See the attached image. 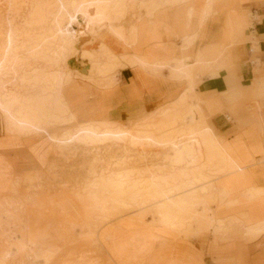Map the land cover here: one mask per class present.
Instances as JSON below:
<instances>
[{"label":"bare ground","instance_id":"obj_1","mask_svg":"<svg viewBox=\"0 0 264 264\" xmlns=\"http://www.w3.org/2000/svg\"><path fill=\"white\" fill-rule=\"evenodd\" d=\"M25 1L12 0L11 9L22 3L19 9L26 7ZM32 2L29 1L31 6ZM213 3L214 0H51V3L43 0L39 9H34L28 18L23 19L24 25L17 20L7 22L0 19V132L21 141L29 135H43L54 143L58 141L83 147L80 155L84 160L68 165L73 171L81 164L90 166L83 153L89 147L112 151L111 148L121 146L126 141L142 151L144 147H159L162 137L147 133H141V136L139 130L130 128L128 118L120 112L122 104L127 103L119 97L122 86L117 73L128 65L139 71L148 68L155 76L165 75L173 80L191 76L193 71L188 66L187 56H150L136 52L135 48L149 30L156 28V25L159 28L158 23L164 21L168 10L175 9L186 26L191 21L202 24L212 12ZM78 16L83 23L77 21ZM249 24L248 33L255 42L256 32H250ZM101 27L109 36L108 41L99 39L98 34L93 43L85 39L90 32L94 33ZM29 32L30 38H27ZM197 35L187 34L179 41H157L154 49L165 50L168 45L183 48L193 42ZM110 41L121 44L125 54L115 56L109 50ZM85 42L89 44L81 48ZM73 58H81L85 67L72 66L70 60ZM24 59H28L26 63L22 61ZM16 72L20 74L14 75ZM190 85L194 84L191 82ZM182 95L180 93V100ZM110 97H114V102H109ZM165 102L155 106L163 107ZM200 108L197 104L188 106L175 119V124L180 125V132L194 130L186 124L187 121L190 125L197 123L195 115ZM67 126L71 127L62 130ZM60 129L62 132L58 134ZM198 134L202 135L200 132ZM47 146L50 145L45 143L39 149L44 152ZM118 153L122 154L120 150ZM147 154L143 152L141 155L145 161L152 156ZM216 155L225 156L221 150ZM213 158L214 154H205L201 159V170L189 169L185 165L175 172L146 164L136 170L116 169L109 174L111 176L102 179H92L90 174L79 175L77 171L71 174L75 176L72 177L77 187L70 194L84 200L85 204L92 203L93 209L100 208L104 214L109 209L134 212L142 207L143 216L149 215L155 224L176 231L179 237L199 236L204 232H264V221L245 226L238 217H214L212 203L230 195L229 191L222 190L212 181L217 174L233 168L236 170L240 165L235 163V159L226 158L221 168L203 170ZM174 163L182 164L176 159ZM196 187L198 189H194ZM54 193L46 191L39 195L38 192H30L15 194L18 196L14 197L22 206L60 198ZM59 193L67 195L64 191ZM12 202H0V264H47L51 257L49 250L39 244L38 237H30L28 222L13 212ZM23 211L26 214L24 207L21 208ZM134 219L128 217L129 222ZM95 229V226L90 227V234L93 235ZM237 264H243L241 257L237 258Z\"/></svg>","mask_w":264,"mask_h":264},{"label":"crops","instance_id":"obj_2","mask_svg":"<svg viewBox=\"0 0 264 264\" xmlns=\"http://www.w3.org/2000/svg\"><path fill=\"white\" fill-rule=\"evenodd\" d=\"M248 3H255L257 6L251 8H255L262 17L256 30L255 43L256 48L259 49L257 52H253L254 48H248V51H245L242 44H235V39L227 42L225 38V31L227 30H235L240 35L242 34L238 17L246 15L242 6ZM165 17L163 22L158 23L159 28L156 25L154 30H149L141 38L135 51L157 57L169 55L175 58H185L187 56L188 66L191 67L192 71L198 62H205L207 68H210L207 71L208 75H200L194 69L191 76L173 80L165 75V77L155 76L148 68L139 71L126 65L130 68L122 67L123 69L117 73L122 86L119 97L127 103L125 106L132 101L136 102L133 107L135 113L139 112L140 109L139 118L146 116L147 110L160 102L166 101V105L163 104V107L171 106L174 109H178V106L184 102L189 106L200 105V111L195 115L197 123L190 125L187 121L186 124L187 127H192L194 131H197L195 129L199 126L205 134L204 138L199 137L198 139L199 160L203 155L208 154L206 151L210 149V153L214 154L216 159H220L219 163L212 169L221 168L226 162V158L233 161L235 159V163L241 167L240 170L218 174L213 179L212 182L218 183V186L222 190L229 191L230 195L227 199L222 198L221 201L217 200L212 203L214 217L221 219L229 218L228 216L238 217L245 226L262 223L264 221V0H246L242 3L237 0H214L212 12L202 24L198 21H191L186 26L185 21L175 9L168 10ZM193 33L198 34L195 40L184 45L183 48L168 45L165 50L154 49V44L157 41H179L182 36ZM108 47L115 56L125 54L123 46L119 43L110 41ZM223 52L228 54L231 65L230 70L227 71L229 76L226 78L228 90L232 93L239 92L242 95H259L261 97V105L254 121L247 119L243 114H239L242 118L239 130L236 124L229 122V118L226 120L222 116L221 112L225 108L224 102L218 97L211 96V94L219 92V87L215 83H217L216 79L221 76L222 71H218L215 76H209V74L216 73L214 68L225 54L221 55ZM235 73L239 81L236 80ZM192 79L194 81L199 79L200 81L189 86ZM203 79L209 80V83L215 85H201ZM183 92L184 95H182ZM180 93L183 96L182 100L179 99ZM109 102H114V97H110ZM121 108L126 107H120V112H123ZM232 111L238 115L234 109ZM123 114L125 113L123 112ZM174 114L180 113L175 111ZM217 146L221 148L225 156L216 155L219 152ZM12 156L13 154H10L7 158V166L14 165L12 164ZM8 169L11 170L10 167ZM11 172L16 173L17 170L15 172L11 170ZM59 192L54 193L60 197L58 199L42 200L22 206L19 202H15L11 205L13 212L18 213L21 220L25 218L28 222L30 237H38L39 244L49 250L51 257L47 264L54 263L65 246L76 242L89 245L91 243L92 248L87 249L84 245L78 246L79 251H74L71 259L61 264H123L128 259V254L122 250V247L126 234H130V232L147 235L153 233L156 236L153 243H147V246H151V251L144 255V261L151 254L155 259L167 260L169 258L166 251L171 247L169 243L175 239L173 232L161 229L152 222L151 226L145 227L142 225L143 220L138 218H135L131 225L127 226L128 216H122L99 225L92 235L90 234V227L93 226L90 225V219H86L84 206L87 204L84 203V200H80L69 193L64 195ZM66 196L69 198H63ZM23 207L27 210L26 214L24 211L21 212ZM208 233L204 232L196 238L211 235ZM241 237L245 240L261 237V242L257 245L259 250L251 251L250 248L246 249L244 245H241V248L250 261L260 260L264 262V232L253 231ZM155 243H157V247L154 246ZM71 249L74 250L76 247ZM94 251L102 256L101 259L93 255ZM191 259L193 258L190 257L186 264H192ZM195 260V264H205L201 256ZM184 263L182 262V264ZM158 264L168 263L159 262Z\"/></svg>","mask_w":264,"mask_h":264},{"label":"rangeland","instance_id":"obj_3","mask_svg":"<svg viewBox=\"0 0 264 264\" xmlns=\"http://www.w3.org/2000/svg\"><path fill=\"white\" fill-rule=\"evenodd\" d=\"M29 1L30 3L33 1L32 6ZM237 1L242 3L246 0ZM25 2L27 3L26 7L19 9L21 5L23 6L24 3H22L20 4V6L11 9L10 5L12 3V0H0V19H6L7 22H16L17 20V22L19 21L20 25H24L23 19L28 18V16L32 14V11L34 9H39L38 7L40 4L42 5L43 0L42 2L40 0H26ZM48 2L51 3V0H48ZM230 6H232V4H230ZM253 6L257 5L255 3H248L242 6L243 10L246 12V15H241L238 17L242 34L240 35L235 30H227L225 31V38L227 42L231 41L232 39H236L235 44H242L245 48V51H248V48H254L253 52H257L259 49L256 48V43L251 40V36L248 33L249 13L251 7ZM32 7L34 8L32 9ZM14 11H16V14H14ZM16 15L17 17H14ZM261 18L262 17L259 15L260 20ZM77 21L79 23H83L80 16L77 17ZM141 23H143V21ZM97 34L99 39H102L104 41L109 40V36L105 35L104 28L102 27L97 28L94 33L90 32V35L85 37V39H88L87 41L93 43L95 41V38L97 37ZM27 38H30V32L29 34H27ZM256 40L258 41V39ZM87 44L89 43L85 42L81 46V48H83V46ZM27 60L28 59H24L22 61L26 63ZM219 61L220 62L217 63L216 68H214L217 74L218 71H222L221 76L216 79L217 83H215L219 87V92L213 93L211 94V96L218 97L224 102L225 108L221 112L222 116L226 120L227 118H229V122H233L234 124H236V127L239 130L242 123V118L239 114H243V116H245L247 119L254 121V118L257 117L259 106L261 105V97L259 95L248 96L239 94V92H230L228 90L226 81L227 76H229L227 74V71L231 68L228 54L225 53L221 57V59H219ZM70 64L72 66H81L83 68L85 67L84 62L83 60H81V58H73L72 60H70ZM123 68L130 67L125 66ZM194 69L200 75L207 74V71L209 70L205 62H198L196 65H194L193 71ZM19 74V72H16L14 75ZM234 76L236 80H238L236 77V73L234 74ZM199 81V79H197L196 81L192 79L191 82H193L194 84L198 83ZM209 82V80L203 79L201 85H215H212ZM197 91H199V89H197ZM135 103L134 101H132L131 105L129 103L127 106L122 104V107H126L123 109L121 108V110L125 113V118H128V125L130 126V128L139 130L141 136L142 134L147 133L155 135L157 137H162L163 139L161 145L156 148L144 147L143 151L138 146V148L136 147V145L134 146L130 141H126L121 146H115L111 148L112 151L108 148L98 149V147L94 148L96 146L89 147L88 150L83 153H85V161L87 160V162L90 163V166L81 164L77 166L74 171L69 169L68 165L84 160V158L80 155L83 147L81 148L74 145H67L58 141L54 143L47 140L46 136L43 135H29L28 137L24 138L23 141H21L20 139L18 140L15 136L11 137L3 132H0V202L8 203L13 201L12 203H15L19 201L14 197L15 194H27L30 192H38L39 195H42L40 193H44L46 191L56 192L58 190L70 194L71 192L76 190L75 188L77 187V184L73 179V177L75 176L71 174H75L77 173V171L79 175L90 174V178L92 179H102L111 176L109 174H113L116 169L136 170L135 168H143V166L146 164H151L153 166L156 165L158 167L162 166L164 167L163 169H166L168 171H178L182 166L183 168L186 167L185 165H187L189 169L201 170V159H203V157H201L199 160L197 147L199 137H205L204 132L199 128V126L195 129L197 131L185 130L180 132L179 123L175 124V119L178 118L180 114H183L186 107H188L189 105L184 102L180 106H178V109H174V107L171 106H153V108L147 110L146 116L137 119L138 117H140L139 115L141 111L139 109V112L135 113V109L133 107ZM232 109H234L238 115H235ZM175 111L179 112L180 114H174ZM113 118L116 117L114 116ZM70 127L71 126L63 127L62 130ZM62 130L60 129L58 131V134H60ZM199 132L203 135H199ZM45 143L49 144L50 146H47L46 150L42 152L40 149L41 146ZM117 147L119 148L117 149ZM217 147L219 150H221L219 146ZM119 150L122 152V154L118 153ZM143 152L145 154L148 153V156L152 155L151 157H149L150 159L148 161H145L141 156ZM206 152L210 153L211 151L209 149ZM113 153H115L114 156L112 155ZM10 154H13L11 159L12 164L14 165L7 166L6 160ZM168 159L169 161L167 162ZM174 159L180 161L182 163L181 166L178 163L176 165V163H174ZM212 161L214 162V164ZM212 161L209 162L207 164V167H204L203 170H211L210 168L219 163L220 159H216L214 157ZM200 165L201 168H199ZM9 167L11 170H14V172L15 170H17V172L12 173L11 170L8 169ZM234 169L235 168L231 170ZM240 169V166L236 167V170ZM212 183L218 186V183ZM194 189H198V187ZM222 198L227 199L228 197ZM42 199L43 198H41V200ZM93 208L95 207L92 203L84 206V209L86 211V219H90V225L95 227H98L105 222L114 220L122 216H131L143 220L142 225L145 227L151 226V222L154 223L149 215H142V207L140 208V210H138L140 213H138V211L130 212L109 209L105 213L106 215L103 212L101 213L100 208ZM131 223L132 222H129L127 218V226H130ZM158 227L173 232L175 235L174 241H171L169 243L171 247L166 251V254H169V258L167 260H162L161 258L155 259L153 254H151L144 261V255L151 251V246H147V243H153L156 236L153 233L147 235L145 233L130 232V234H126L125 242L122 247V250L128 254V259L125 260L123 264H158L159 262H166L168 264H182V262H185L184 264H186V262L189 261L190 257L193 258L191 259V263L195 264V259L200 256L204 260L205 264H236L238 257H241L243 264L264 263L260 260L250 261L241 248V245H244L246 249L250 248L251 251L259 250V247L257 245H259V242H261V237L247 240L241 237L250 234L253 231L243 234H229L226 231H221L218 234L210 233L211 235H208L207 237L196 238L198 237V235H191L186 237L189 239H185V237L177 236L178 233L176 231H172L166 226L158 225ZM80 245H84L85 247H87V249L92 248L91 243L90 245L82 244L81 242H76L72 245L69 244L63 248L59 258L56 259L52 264H61L71 259L72 255H74L73 252L79 251L78 246ZM154 246L157 247V243H155ZM72 247H76V249L72 250ZM93 255L98 256L99 259H101L102 257L98 254V252L96 253V251H94Z\"/></svg>","mask_w":264,"mask_h":264},{"label":"built area","instance_id":"obj_4","mask_svg":"<svg viewBox=\"0 0 264 264\" xmlns=\"http://www.w3.org/2000/svg\"><path fill=\"white\" fill-rule=\"evenodd\" d=\"M249 23L250 32L255 33L261 23V20H259V14L255 8H251L250 10Z\"/></svg>","mask_w":264,"mask_h":264}]
</instances>
